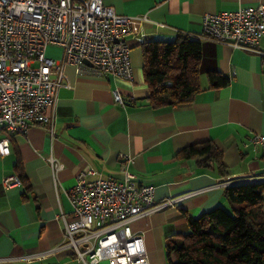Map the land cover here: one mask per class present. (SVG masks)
<instances>
[{
  "label": "crops",
  "instance_id": "crops-1",
  "mask_svg": "<svg viewBox=\"0 0 264 264\" xmlns=\"http://www.w3.org/2000/svg\"><path fill=\"white\" fill-rule=\"evenodd\" d=\"M102 2L132 18L124 37L132 78L77 73L67 64L51 109L53 133L33 124L24 134L9 137L10 152L0 156V264H81L71 248L61 247L63 218L71 221L73 215L69 190L77 173L86 169L92 170L88 179L121 178L119 154L133 159L129 169L138 182L154 186L155 201L188 194L171 207L130 222L143 238L148 264L165 263L166 238L188 232L189 216L229 204L222 181L264 177L263 150L248 142L264 132V33L253 51L221 44L201 31L204 14L264 0ZM179 32L201 36L199 91L189 103L151 107L142 42L173 40ZM46 55L58 58L61 49L50 45ZM210 71L226 76L227 84L209 87ZM114 89L123 105L114 100ZM204 141L220 151L223 171L214 160L179 153ZM49 158L61 165L55 172ZM18 169L24 181L5 189L3 177L18 176ZM261 212L264 216V193Z\"/></svg>",
  "mask_w": 264,
  "mask_h": 264
},
{
  "label": "built area",
  "instance_id": "built-area-1",
  "mask_svg": "<svg viewBox=\"0 0 264 264\" xmlns=\"http://www.w3.org/2000/svg\"><path fill=\"white\" fill-rule=\"evenodd\" d=\"M131 21L102 0H0V156L10 152V135L24 134L33 124L53 133L51 109L63 85L65 65H73L77 73L132 78L130 47L124 38ZM201 31L221 44L257 51L264 33V3L204 14ZM50 45L61 49L60 57L46 55ZM113 95L123 105L116 89ZM248 142L264 153V132L253 134ZM119 157L121 178L88 179L92 170L86 169L77 173L69 190L73 215L71 221L63 218L61 247L71 248L81 264H148L143 238L132 231L130 222L188 196L155 201L154 186L138 182L129 169L133 159ZM49 162L54 172L61 167L53 158ZM255 181L264 177L222 184ZM1 183L12 189L21 181L10 175Z\"/></svg>",
  "mask_w": 264,
  "mask_h": 264
},
{
  "label": "trees",
  "instance_id": "trees-1",
  "mask_svg": "<svg viewBox=\"0 0 264 264\" xmlns=\"http://www.w3.org/2000/svg\"><path fill=\"white\" fill-rule=\"evenodd\" d=\"M200 38L179 32L173 40L142 42L149 106L181 105L193 100L200 88ZM207 77L211 88L228 82L217 71L207 72ZM179 153L185 158L202 156L209 163L214 160L223 171L220 151L211 141L192 144ZM17 173L22 183L24 175L19 169ZM224 193L232 204L230 210L218 205L198 217L189 216L188 232L166 238V264H264V182L227 185Z\"/></svg>",
  "mask_w": 264,
  "mask_h": 264
},
{
  "label": "rangeland",
  "instance_id": "rangeland-1",
  "mask_svg": "<svg viewBox=\"0 0 264 264\" xmlns=\"http://www.w3.org/2000/svg\"><path fill=\"white\" fill-rule=\"evenodd\" d=\"M228 202H229V201H228ZM231 205H232L231 203H229V204H225L224 207L227 208L228 210H230ZM165 263H166V258H165ZM165 263H164V264H165Z\"/></svg>",
  "mask_w": 264,
  "mask_h": 264
},
{
  "label": "water",
  "instance_id": "water-1",
  "mask_svg": "<svg viewBox=\"0 0 264 264\" xmlns=\"http://www.w3.org/2000/svg\"><path fill=\"white\" fill-rule=\"evenodd\" d=\"M83 63H85L86 65H90V63L87 60H83Z\"/></svg>",
  "mask_w": 264,
  "mask_h": 264
}]
</instances>
